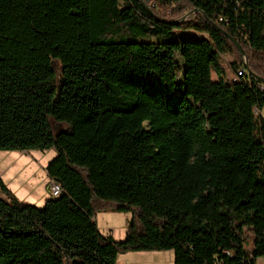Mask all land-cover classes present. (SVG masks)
Instances as JSON below:
<instances>
[{
    "label": "trees",
    "instance_id": "16d2710c",
    "mask_svg": "<svg viewBox=\"0 0 264 264\" xmlns=\"http://www.w3.org/2000/svg\"><path fill=\"white\" fill-rule=\"evenodd\" d=\"M146 6L0 0V150L52 148L45 171L61 188L38 207L0 178V264L264 257V0ZM226 57L245 72L227 79ZM107 207L137 209L122 240L96 225Z\"/></svg>",
    "mask_w": 264,
    "mask_h": 264
},
{
    "label": "rangeland",
    "instance_id": "374dc122",
    "mask_svg": "<svg viewBox=\"0 0 264 264\" xmlns=\"http://www.w3.org/2000/svg\"><path fill=\"white\" fill-rule=\"evenodd\" d=\"M176 59L184 66L183 60L179 55ZM226 57L220 62V67L224 70L227 79L237 78V73L232 71L226 61L231 60ZM244 61L246 60L243 57ZM53 66L58 71V63L54 62ZM213 80L216 79L214 72L211 74ZM182 80L180 75L177 81ZM259 115L264 119V106L259 109ZM49 123L53 127V131L66 130L67 123L57 125V122L49 118ZM55 151L52 148L46 150L29 149V150H0V178L5 185L19 198L21 202L42 207L46 200L50 198L49 185L51 180L46 174L45 166L54 157ZM110 206L115 204L109 203ZM109 207V206H108ZM107 209L98 208L94 215V220L104 236H109L114 240H122L125 236L128 221L131 218L138 220L137 209L131 211H116L111 207ZM106 208V207H105ZM246 249H251V235H246ZM163 252V253H162ZM153 254L147 255L143 251H130L120 253L116 258V264H135L137 261H149L150 259H162L161 264H173L171 249L155 251ZM256 264H264V257L256 259Z\"/></svg>",
    "mask_w": 264,
    "mask_h": 264
},
{
    "label": "built area",
    "instance_id": "2783aa9c",
    "mask_svg": "<svg viewBox=\"0 0 264 264\" xmlns=\"http://www.w3.org/2000/svg\"><path fill=\"white\" fill-rule=\"evenodd\" d=\"M144 1L146 3H149L151 6H154V0H144ZM244 72H245V69L243 67H240L237 70V76L242 75ZM50 192H58V195H59L61 192V188L57 183L52 182V188H50Z\"/></svg>",
    "mask_w": 264,
    "mask_h": 264
},
{
    "label": "crops",
    "instance_id": "0c3cea01",
    "mask_svg": "<svg viewBox=\"0 0 264 264\" xmlns=\"http://www.w3.org/2000/svg\"><path fill=\"white\" fill-rule=\"evenodd\" d=\"M155 251H143V253H146L147 255H156V254H153ZM127 253V252H126ZM163 253V252H162ZM173 259V254L171 255V260ZM163 261L162 259H157V258H154V259H150L149 261H137L135 264H161ZM121 264H125V263H121Z\"/></svg>",
    "mask_w": 264,
    "mask_h": 264
},
{
    "label": "water",
    "instance_id": "95a60500",
    "mask_svg": "<svg viewBox=\"0 0 264 264\" xmlns=\"http://www.w3.org/2000/svg\"><path fill=\"white\" fill-rule=\"evenodd\" d=\"M139 1H141L142 3H143V5H145L146 6V3L144 2V1H142V0H139ZM147 7V6H146ZM225 35H226V37L229 39V40H231V42L235 45V47L239 50V52H240V54H242L243 55V49H242V47L240 46V44L234 39V38H232L229 34H227V33H224Z\"/></svg>",
    "mask_w": 264,
    "mask_h": 264
},
{
    "label": "bare ground",
    "instance_id": "6f19581e",
    "mask_svg": "<svg viewBox=\"0 0 264 264\" xmlns=\"http://www.w3.org/2000/svg\"><path fill=\"white\" fill-rule=\"evenodd\" d=\"M50 188H52V182L50 183V185H49V195H50V197H55V196H57L58 195V192H50Z\"/></svg>",
    "mask_w": 264,
    "mask_h": 264
}]
</instances>
